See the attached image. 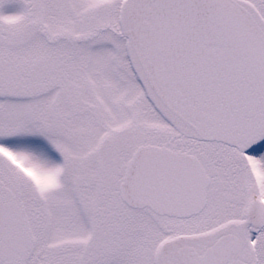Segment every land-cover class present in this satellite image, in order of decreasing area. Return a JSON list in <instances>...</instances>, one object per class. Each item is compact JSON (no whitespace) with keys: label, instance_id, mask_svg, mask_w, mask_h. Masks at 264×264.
I'll return each instance as SVG.
<instances>
[{"label":"snow or ice","instance_id":"obj_1","mask_svg":"<svg viewBox=\"0 0 264 264\" xmlns=\"http://www.w3.org/2000/svg\"><path fill=\"white\" fill-rule=\"evenodd\" d=\"M0 264H264V0H0Z\"/></svg>","mask_w":264,"mask_h":264}]
</instances>
